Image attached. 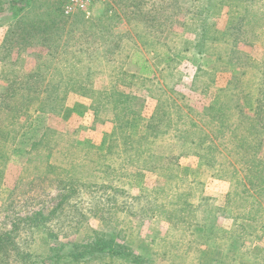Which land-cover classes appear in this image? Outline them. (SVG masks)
<instances>
[{
  "label": "rangeland",
  "instance_id": "obj_1",
  "mask_svg": "<svg viewBox=\"0 0 264 264\" xmlns=\"http://www.w3.org/2000/svg\"><path fill=\"white\" fill-rule=\"evenodd\" d=\"M194 1L102 2L110 5L108 17L103 15L105 7L99 2L90 7L91 15L87 17L83 12L67 16L68 0H29L28 7L51 14L44 17H57L60 8L62 19L76 18L75 25L80 32L69 38L62 28L55 34L54 40L56 45L60 44L61 53L54 62L55 67L65 68L64 74L70 72L69 76L79 71L83 75L87 73L84 69H90L95 74L91 75L88 88L92 87L97 96L110 93L111 89L116 93L114 100L120 94L137 93L140 99L132 104L145 112L146 119L154 116L160 100H167L171 118H182L183 121L174 127L178 131L171 127L159 133L155 140L150 139L153 144L145 146V150L149 149L153 158L144 156L143 162L136 150L127 153L115 148L111 152L108 150L110 141L118 133L116 125L95 117L88 94L60 89L54 95L53 113L35 114L28 122L25 119L19 121L21 131L12 146L10 158L6 162L1 160L6 164L1 167L4 178L0 189V235L12 229L15 217L26 218L38 212L48 215L60 206L52 224L61 227L58 240L63 242L82 241L92 232H105L107 227H113L116 233L126 236L136 253L154 259L156 264H264V192L248 186L250 176L264 175V136L251 135L244 140L250 148L261 145L259 160L243 159V156L253 157L254 152L253 156L251 153L240 155L241 148L233 145L242 135H248L251 126L262 127L264 132V121L256 119L254 114L255 108L264 102L260 90L264 74V0L249 1L252 6L245 3L247 0H215V10H211L209 19L215 29L211 36L218 35L221 40L207 42L203 58L196 55L197 48L190 44L197 41L199 33L190 27L191 21L186 25L190 16L182 13L193 6ZM230 4H235L239 15L244 10L241 20L249 21L253 26L252 29L246 27L243 40L236 44L232 38H222L223 33H231ZM246 8L252 12H247ZM117 14L119 20L113 17ZM92 16L101 22H97L96 27L88 25L82 30L84 21ZM258 16H261L259 26L255 23ZM109 17L113 19L109 20ZM16 18L10 9L0 14V45ZM164 19H168L170 28L159 26ZM111 23L115 24L114 28ZM108 27L114 37H121L108 41L103 36ZM248 36L252 37L247 39ZM65 40L69 47L62 51ZM114 45L130 49L128 53L118 54L111 50ZM52 46L38 44L21 55L14 54L13 59L20 58L25 72H31L48 58ZM170 48L175 49V53ZM165 49L170 54L166 61L172 59L170 69L164 67L160 57ZM72 65L74 70H67ZM144 66L155 74L149 79L143 76L139 81L134 76L140 75ZM60 72L56 74L52 69L46 79L58 80L63 77V71ZM235 72L251 74L239 80V88L230 86ZM158 77L159 80L150 83ZM115 78L120 80L113 86L111 81ZM212 107L217 109L216 118L210 117ZM178 110L180 114H176ZM220 111L224 120L220 118ZM109 113L112 111L102 117H110ZM187 114L198 120L202 127L191 129ZM217 119L224 123L222 133H215L217 127L222 126ZM188 126L191 132L184 135L181 130ZM47 130L60 137L56 146H49L50 151L38 146ZM204 136L208 139L201 148L200 140ZM33 144L37 145L31 155L29 151ZM250 169H257V173ZM116 173L122 176H115ZM72 180L79 183L74 192H71L72 187H64L65 182ZM169 185L179 193L172 190L164 196L158 192ZM182 192L196 208V223L192 226L172 222L166 215L176 209L175 196ZM238 194L246 200L242 205H239ZM62 195L69 197L65 205H61ZM230 196L235 202L228 203ZM160 203L164 205L159 207L161 219L145 215L146 210ZM204 209L213 212L210 214ZM102 213L107 219H103ZM210 231L218 235L220 246H211L214 242L203 245L204 241H210ZM22 232L26 235L21 243L32 245L27 251L43 254L46 245L40 238L44 236L35 230ZM227 253L237 256L226 258L224 254Z\"/></svg>",
  "mask_w": 264,
  "mask_h": 264
},
{
  "label": "trees",
  "instance_id": "obj_2",
  "mask_svg": "<svg viewBox=\"0 0 264 264\" xmlns=\"http://www.w3.org/2000/svg\"><path fill=\"white\" fill-rule=\"evenodd\" d=\"M175 1L176 3L182 2V0ZM214 1L215 0H195L193 6L187 9V11L184 10V12L181 10L182 13L190 16L189 20H186V25H189L191 21L192 24L190 25V27L197 30L199 33L197 41L190 44L197 48L198 52L196 53V55H201L202 58L205 55L204 48L206 47L207 42L208 44L211 42L217 43V40H221L218 35H216L217 37L215 38L211 36L214 34L213 31L215 30L214 26L210 23L209 20L210 17H212L210 14L211 10H215ZM237 1L243 2L245 0ZM249 1L253 2L255 0H247L245 2L246 4L248 2V5L252 6ZM161 2L166 3V0H161ZM99 4L104 5V10L106 12L103 15L108 17L107 14L111 10L110 5L108 3ZM28 5L29 0H0V14H3L6 12V10L10 9V11L18 17L14 22H12V25L10 26L5 39L0 45V189L4 178V169L1 167L6 164L1 162V160H5L6 162V160H9L10 158L9 155L12 146L17 141V138L21 131L19 121L25 119V122H28L33 118L35 114L48 115L50 113H53V111L55 110L54 95L60 89H66L75 93H79L81 95L88 94V98H90L92 101L91 110L95 114V117L99 119V121H110L116 125L118 133L116 134L117 136L115 137V139L110 141V144L108 146V150L110 152L113 148L126 153L129 152V150H136L137 156L141 160L144 159V156H148L149 159L153 158L151 151L149 149L145 150V146L148 147L149 145L153 144L150 139L153 138L155 140L156 138H158L159 133L163 132L164 129L169 130L171 127L172 129H177L174 127L179 125L183 121V119L178 118L173 120V118H171L172 114L168 110L171 106L169 103H167V100H160L157 108L154 111V116L150 119H146V117H144L145 112H140L134 107L135 105L132 104L133 102H137L140 99V96L135 92L128 95L120 94L115 100V96L113 95L116 93L113 91V89H111L112 91L110 93H102L97 96L98 93L96 91H93L92 87L88 88V86L91 85V75L95 74L94 72H90V69H84V71H86L87 73L83 75L79 74L80 71L77 72L78 74H73L70 76V72H68L67 75L64 74L65 68H57L55 67L56 64H54V62L58 58V55H61L60 44L56 45L54 38L56 39V35L62 28L65 29L69 38L76 35V32H80L75 25V16L67 17V20L66 18L62 19L61 10L59 8L58 16H55L54 18L51 17L50 19L48 17H44V15L51 16L50 13L44 14L38 9L35 10L34 8H32V6L28 7ZM230 5L231 19L229 22L232 23V26L229 28V30L231 29V33H223L222 38H232V41H234L233 43L236 44L243 40L246 27L252 29L253 26L249 25V21L245 22L244 20H241L243 18L244 10L243 14L239 15L237 13L238 8H236L235 4ZM246 11L252 12V9L246 8ZM206 12L208 14H206ZM113 17L115 20H119V14ZM110 19L113 18L109 17V20ZM260 19L261 16L255 18V23L258 26L261 21ZM88 20L84 21L85 28H83V26L80 27L82 30L86 29L88 25L90 28L92 26L96 27L97 22H101V19H96L95 16ZM163 21L164 22L159 26L162 28L165 27L167 29L170 28V25L167 24L168 19H164ZM237 22L238 24H236ZM239 22L243 24L242 27L240 26ZM66 24L68 25V28H66ZM110 25L112 26V28H114L113 25L115 24L111 23ZM134 30H136L135 27ZM103 36L107 37L108 41H112L113 39H118L119 37H121V35L114 37L110 28L109 30H106L104 32ZM251 37L252 36H248L247 39ZM153 39L154 37H152L151 40ZM54 42L55 44H53ZM186 43L188 44V47H190L188 41ZM38 44H44L47 46L48 44H50L51 46L55 45V47L52 46L53 49L48 54V58H46L41 64H38L33 71L25 72L24 65L21 63L20 58L14 60L13 56L14 54L21 55L22 53L27 52L29 49ZM115 45L111 46V50L114 53H128L130 49V47L118 48L119 45ZM145 45H150V43H146ZM68 47V40H65L62 45V51L67 49ZM171 50L173 53H175L176 51L173 48ZM168 54V49H165L160 54V57L164 61V65H166L164 66L166 67V69L171 68L170 62L172 59L169 60L170 62L166 61ZM77 66L83 67L81 65ZM248 66L249 65H247L246 67ZM73 67L74 66L72 65V67L67 68V70H74ZM85 67L88 66H84L83 68ZM254 68H257L256 65L254 66ZM52 69H54L56 74H60V71H63V77L59 78L58 80L48 81L46 77ZM154 74V71H151L146 66H144L140 72V75H135L134 78L140 81L143 80V76H146L148 77L147 79H149ZM235 74L236 75L233 76L232 81L230 82V86H236L238 88L239 86L237 85L239 80L251 75L249 74V72H241L238 74L237 72H235ZM158 76H160V73H158ZM159 79V77L155 80L151 79L152 81H150V83L155 82ZM119 80V78H115V81H111V84L114 86L113 83L116 84L119 82ZM260 90L262 92V95H264V74ZM141 91H145V89ZM210 109L212 110L210 117L213 116V118H216V107H212ZM109 111H112V113H109L110 117L103 118L102 116ZM220 112V118L224 120L225 117L221 116L223 112ZM241 113L244 116L246 115L244 112ZM176 114H180L179 110ZM254 114L256 119L264 121V102H262L260 107L257 106L255 108ZM111 116L113 117L111 118ZM221 119H217V121H219L222 126L217 127L215 133H222L225 130L224 123ZM186 120L189 126L190 124L192 125V127L190 126L191 129H200V127H202L201 125H199V121L194 119L190 115H188V118H186ZM189 126L182 128L183 130L181 131L184 135H188L191 132V129H188ZM251 127L252 128L250 130H247L248 135H242L241 138L235 141L233 145H236V148H241V151L239 150L240 155L242 153H245L246 155L251 153L253 156L254 152L253 157L249 158L247 156H243V159L259 160L258 154L260 153L261 145L256 147L253 146L252 148H250L244 140L247 138V136L251 135H255L257 138H262L264 136V132L262 130V127ZM59 138L60 137H58V134L56 132L47 130L44 133L41 142L38 143V146L45 147L49 149L48 151H50L49 146H56L58 144ZM206 139H208V136H204L203 140H200L201 148L205 147L204 142ZM36 145L37 144L32 145L29 154H33V152L36 150ZM250 170L257 173V169ZM250 170L248 171L250 172ZM115 176L121 177L122 175H118V173H116ZM252 180H255V182H253ZM78 184L79 183L77 181L72 180V182L69 183L65 182L64 187L68 185L67 187H69L70 189L72 187L71 192H74L76 191L75 187H77ZM248 186L254 191L264 192V175L258 177L250 176L248 180ZM110 188L111 187H109V189ZM172 190L179 193L178 190L174 189L170 185L159 189L158 192L160 194H164V196H167V194L171 193ZM183 193L185 192L176 194L174 199L176 209H173L170 212L166 211V215L170 220H172V222H176L181 225L183 224L192 226L196 223V208L189 203L187 199L188 196H183ZM238 196L240 201L239 205H242L244 202H246V200L239 194ZM68 200V196L62 195L61 205H65L66 203H68ZM233 202H235V199L230 196L228 199V203ZM159 207H164V205L160 203L159 206L155 205L149 208L145 211V215L150 216L151 218H160L162 209H160ZM58 208H60V206ZM61 208L65 210V207L61 206ZM57 209L48 215H45L42 212H38L26 218H13L12 229L0 235V264H103L106 262L110 263L111 261H120L125 264H156L154 259L136 253V251L130 247V244H128L126 236L120 233H116L113 227H107V230L105 232H92L82 241L74 240L63 242L62 240H58L60 237L59 229H61V227H59V225L58 227H56L52 224L53 220H55V216H57L58 214ZM204 211L209 212L210 214L213 212L210 209H204ZM102 215L103 219H107V216L105 214L102 213ZM99 219L101 221L103 220L102 218ZM34 230L36 231V233L40 232L39 234L44 236L40 238L41 242L44 243L43 245H46L43 248V254H31L27 250H29L30 246L32 245L21 243V241H23V235H26L22 231H26L29 233ZM210 233L212 234L210 241H204L203 245H208L210 242H214L215 244L211 246H220V244L217 242L218 235L215 236L211 231ZM236 236L239 237V235ZM19 239L20 241H18ZM52 239L55 240V242H51ZM233 240H235L234 236ZM233 245L234 244L231 243V246ZM175 246L176 244H173V247ZM171 249L173 248L171 247ZM168 251L169 248L167 249V253ZM224 256L226 258L232 259L233 256L234 258H236L237 255L235 253H227L224 254ZM262 260H264V258H262Z\"/></svg>",
  "mask_w": 264,
  "mask_h": 264
},
{
  "label": "built area",
  "instance_id": "obj_3",
  "mask_svg": "<svg viewBox=\"0 0 264 264\" xmlns=\"http://www.w3.org/2000/svg\"><path fill=\"white\" fill-rule=\"evenodd\" d=\"M117 0H68L65 7V14L67 16L73 15L76 12H83L89 17L91 15L90 7L99 2H116Z\"/></svg>",
  "mask_w": 264,
  "mask_h": 264
}]
</instances>
